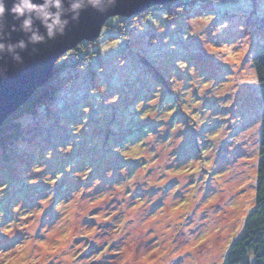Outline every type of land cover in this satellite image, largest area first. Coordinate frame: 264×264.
Returning a JSON list of instances; mask_svg holds the SVG:
<instances>
[{
	"label": "rangeland",
	"instance_id": "rangeland-1",
	"mask_svg": "<svg viewBox=\"0 0 264 264\" xmlns=\"http://www.w3.org/2000/svg\"><path fill=\"white\" fill-rule=\"evenodd\" d=\"M152 18L136 31L107 19L96 41L60 58L72 63L61 76L76 77L57 102L10 117L14 128L0 134V264H221L242 231L264 0H193L161 26ZM134 159L143 163L124 168Z\"/></svg>",
	"mask_w": 264,
	"mask_h": 264
},
{
	"label": "water",
	"instance_id": "water-1",
	"mask_svg": "<svg viewBox=\"0 0 264 264\" xmlns=\"http://www.w3.org/2000/svg\"><path fill=\"white\" fill-rule=\"evenodd\" d=\"M177 1L186 0H116L115 4H109L105 0L102 10L86 6L77 20H72L69 13L66 17L69 23L63 35H56L53 39L45 37L44 42L31 44L28 43L27 34L19 28L20 21L7 11L13 0H4L5 14L0 18V43L7 46L24 40L27 46L23 50L14 49L13 53L7 50L0 53V128L37 90L51 80L55 65L64 54L82 42H94L99 38L107 19L131 18L149 8ZM34 2L42 3L43 0ZM34 26L44 34L45 30L38 20L34 21ZM16 54L19 55V60L13 59Z\"/></svg>",
	"mask_w": 264,
	"mask_h": 264
},
{
	"label": "trees",
	"instance_id": "trees-1",
	"mask_svg": "<svg viewBox=\"0 0 264 264\" xmlns=\"http://www.w3.org/2000/svg\"><path fill=\"white\" fill-rule=\"evenodd\" d=\"M205 1L213 2V3H225V2H230L233 0H205ZM192 2H193V0H186V1H177V2H174L171 4H166L163 6H155V7L149 8L145 12H143L141 14H137L131 18H124L123 23L127 24V26H130V25L135 26V29H132V30L136 31L137 29H139L141 27L140 21L146 20V24H147L148 21L153 17L152 18L153 24L156 25L158 23L159 26H161L163 22L161 20H158L160 17L162 19H168V18L170 19V18H172L173 15L174 16L176 14H177V16L181 15L182 12L184 10H186L188 4L192 3ZM156 11H158V12L162 11L163 14L159 15V17L157 18V15L155 14ZM135 20L138 22V25L132 24L133 22H136ZM116 28H118V25H116ZM146 31H149V28ZM150 36H153V34H151ZM81 55L82 54H79V55H77V57L80 58ZM85 55H87V54H85ZM79 58H78V60H79ZM93 58L95 59L94 63L95 62L97 63L98 58H96L94 56H93ZM58 61H59V63L57 62L58 64L56 63V65H55L54 74H53L54 77H52L53 79L51 78V80L47 84H45L42 88L37 90L35 92V94L29 99V101L25 103L26 106L30 105L33 108L38 107L37 110H39V111H42V110L46 111L45 107L49 103H52V101H54L55 103L57 102L56 98H57L58 93L60 91V85L63 83H65V85H66V80L69 79L70 77H71L70 78L71 81L74 80V77H76V76H72V73H73L72 71L68 72L71 75L70 77H69V74H67L66 77L61 76V70L66 66L71 67L72 63H70L71 65H66L65 64L67 62L66 60L62 59L60 61V59H59ZM250 62H251L252 69L254 72V79L256 82V88H257L258 97H259L258 102L260 104L259 110L261 113V116H260V134H259V141H258V146H257V163H256V173H255L253 205H252V208L249 210V212L245 218V222H244V226H243L242 231L240 232V234L237 236V238L228 247V250H227L221 264H264V47L259 49L253 55V57L250 59ZM73 71H74V69H73ZM157 78H161V77L158 76ZM161 80L162 79H158L157 83H161ZM152 85H153V83H152ZM162 104H163V102L161 100V102H159V104H155V108L156 109L159 108L160 106H162ZM10 117L3 123L2 127L0 128L1 136L5 133H11V131H12L11 128H14L11 125H8V123L10 122L9 121ZM33 117L34 116H31V119ZM33 119H36V118H33ZM39 121H40L39 119H36L34 122H37V123L34 124V127H32V129L30 128V131L32 132L33 136L37 135L39 137L42 135V134H37V130L39 127L38 124L40 123ZM50 121H52V119H50ZM154 125H155L154 123H146V124L141 125V126H143L144 129L149 131V133L150 132L152 133L153 129L155 127ZM135 131H137V130H135ZM22 133L20 135H22ZM43 135H45V134H43ZM144 136H147V135L144 134L143 132L133 133V134L130 133L127 136V138L134 140V141H138L141 137H144ZM114 137H116V136H114ZM97 138H98V136H95V139H97ZM53 141L57 142L58 139L51 140V142L49 141L50 145L54 144ZM65 142L67 143L68 141H65ZM60 145L62 146L61 143H60ZM81 147H82V145H81ZM82 149H83V147H82ZM106 155L107 154L105 153V156ZM105 156L96 160L99 163V165H100V159H102V162H103ZM0 159H1V157H0ZM89 159H90L89 162L92 163L93 161L91 160V158H89ZM14 161L16 162V160H12V162H14ZM133 161H134V165H132V167L129 166L130 163L129 164L128 163L127 164L121 163L119 165V167L121 166L119 169L121 170V168L123 167V164H124L125 165L124 168H126V169H128V171H130L134 167L139 166V164L141 165V162L143 163L142 160L139 161L137 159H134ZM8 163L11 164V160ZM104 165H106V164L101 163L100 166L102 167ZM2 204H4V202H2Z\"/></svg>",
	"mask_w": 264,
	"mask_h": 264
},
{
	"label": "clouds",
	"instance_id": "clouds-1",
	"mask_svg": "<svg viewBox=\"0 0 264 264\" xmlns=\"http://www.w3.org/2000/svg\"><path fill=\"white\" fill-rule=\"evenodd\" d=\"M116 0H107L109 4H115ZM105 0H67V8H65V0H43L42 3H35L34 0H13L12 6L7 10L14 19L19 20V28L27 34L28 43H42L45 37L53 39L56 35H63L69 20L67 15L71 14L72 20L79 18L80 12L87 6L96 10H102ZM5 14L4 0H0V18ZM64 17V18H62ZM39 21L44 28V34L34 26V21ZM15 30V26H13ZM24 40H19L15 44L7 46L0 43V53L7 50L13 53L14 49L23 50L26 47ZM13 59L19 60V55L13 56Z\"/></svg>",
	"mask_w": 264,
	"mask_h": 264
}]
</instances>
